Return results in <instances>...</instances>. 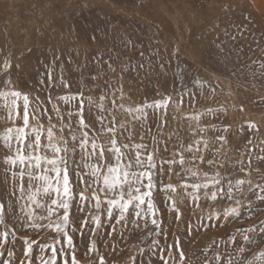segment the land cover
I'll return each instance as SVG.
<instances>
[{
    "label": "snow or ice",
    "instance_id": "6c2138e0",
    "mask_svg": "<svg viewBox=\"0 0 264 264\" xmlns=\"http://www.w3.org/2000/svg\"><path fill=\"white\" fill-rule=\"evenodd\" d=\"M251 22V17L246 15L244 21L228 23L221 30L225 39L215 45L219 53H224L229 41L235 44L243 38ZM215 27L219 28V25ZM69 35L76 38V44L67 54V63L71 65L82 52L85 54L84 62L76 64L81 79L75 82V91L74 82L64 75V63L60 64L58 76L54 75L56 62L61 59L55 50L51 63L43 64L45 71L25 91L27 82L18 78L14 85L10 72L15 69L19 74L24 69L21 64L13 63L10 52L4 55V50L0 49V55H3L0 80L7 88L0 90V101L3 102L0 120L5 124L0 132V256H4L3 249L10 239L16 240L18 230L24 229L32 235L22 237L24 259L19 264H32L34 249L41 253L40 264H81L74 240V235L79 233L81 238L89 237L83 253L89 257L87 264H109L107 254L100 252L99 242L108 236L111 239L107 247L114 248L120 242L126 244L127 239L139 230L144 235L132 246L135 254L130 257L131 264H137V255L142 258L139 264H152L155 256L160 264H190L182 247L181 225L191 234L210 227H225L227 222H240L245 217L264 213V207H257L252 200L246 204L242 202L243 187L249 185V192L259 189L255 199L264 205V187L253 185L251 180L244 178L233 180L232 174L227 172V162L218 159L220 148L215 145L219 143L223 147L228 138L217 133L230 132V124L222 129L214 124L209 128L190 126L189 131L196 138L188 142L178 138L172 144L173 136L178 133L165 134L169 107L179 110L186 101L189 104L195 101L183 87L186 69L178 74L182 85L179 91L173 89V93L165 94L157 89L158 98L126 104L123 101L131 99L134 89L125 92L124 75L133 72L139 76L141 71L151 74L155 70L152 60L133 62L130 57H125L127 62L117 66L121 53L139 45L125 37L121 47L108 46L104 43L106 33L102 28L88 26L81 29L78 24H72ZM232 51L242 49L231 48L225 58ZM31 52V48L26 49V53ZM88 53H91L90 59ZM179 53L177 47L171 56L178 57ZM155 54L159 55L158 52ZM24 55L22 52L21 57ZM139 56L144 59V52H139ZM90 66L100 70L85 76L83 70ZM159 68L165 69V64L161 62ZM85 80L90 82L84 83ZM195 82L202 84L199 78ZM37 85L44 93L43 98L37 94ZM56 89L65 90L64 94L52 95ZM211 90L214 92L215 88ZM243 110L241 105L240 111ZM121 112L131 119L118 120ZM226 112L223 106L208 108L205 112L190 114L186 119L199 122L201 117L208 115L219 119ZM150 114L152 119L148 123ZM134 122L140 123V142L132 139L137 135ZM247 128L249 132L259 131L254 122H247ZM209 131L214 134L212 140L205 138ZM243 131L241 128V133ZM149 134L151 147L145 141ZM122 136L129 142H122ZM251 144L249 138L247 145ZM256 159L264 161V156ZM236 163L243 165L244 161ZM203 167H215L216 171L212 176L205 171L201 179ZM220 169L226 174L222 175ZM244 170V167L240 168V171ZM165 177L168 181L175 177L177 182H165ZM225 201L231 203L224 207ZM189 202L193 214L201 220L199 226L184 219L182 208ZM205 205L212 211L205 212ZM218 206L223 209L221 212L214 210ZM165 214L169 219L167 227ZM259 224V231L255 224L237 228L222 242L235 245L237 251L244 254L247 249L241 240L248 245L264 242V220ZM125 231L128 236H124ZM49 232L54 235L46 240ZM117 237L122 240L118 241ZM14 255L9 250V258L2 264H13L11 257ZM222 256L225 257L224 264H234L230 253L219 251L203 264H210V260L221 264ZM255 259L264 264V252ZM253 260L236 261L235 264H253Z\"/></svg>",
    "mask_w": 264,
    "mask_h": 264
},
{
    "label": "rangeland",
    "instance_id": "374dc122",
    "mask_svg": "<svg viewBox=\"0 0 264 264\" xmlns=\"http://www.w3.org/2000/svg\"><path fill=\"white\" fill-rule=\"evenodd\" d=\"M226 5L227 9H225ZM258 9L253 0H0V49L4 50V55L10 52L13 63L21 64L24 69V72L19 74L15 69H11L10 72L14 85L18 78L27 82L28 87L23 89L25 91L35 84L39 74L45 71L43 64L51 63L55 50L61 59L56 62L54 75L58 76L61 71L60 64L64 63V75L74 82L73 91H75V82L81 79V72L76 64L84 62L85 54L82 52L73 64L67 63V54L76 44V38L69 35L70 25L78 24L81 29L88 26L102 28L106 33L104 43L117 48L121 47L123 38H131L139 47L121 53L120 59L116 62L117 66L127 62L125 57H130L133 62H146L151 59L155 70L151 74L141 71L139 76L133 72L126 73L124 90L127 92L131 88L134 92L130 100L123 102L131 104L141 103L144 100L151 101L158 98L157 89L165 94L173 93V89L179 91L182 85L178 74L186 69L183 87L192 94L195 101L191 104L186 101L179 110L174 106L169 107L165 134L178 133V136L174 135L171 141L175 144L178 138L185 142L196 138L189 131L190 126L209 128L214 124L222 129L230 124V132L217 133L228 138V143L223 147L219 143L215 145L220 148L219 161L227 162V172L232 174L233 180L244 178L251 180L253 185L259 184L264 187V161L256 159L264 156V151H261L264 149V67H261V64H264V10ZM246 15L251 17L252 21L248 25L249 31L235 44L229 41L224 53H219L215 45L225 39L221 30L231 21H244ZM217 24L219 28L215 27ZM101 47L104 45L102 44ZM177 47L180 49L179 56L172 57L171 53ZM233 47L242 51H232L225 58V53H229ZM27 48H31L32 52L26 53ZM141 51L145 54L144 59L139 56ZM22 52H25L23 57H21ZM156 52L159 53L158 56ZM213 53L217 55L214 56ZM73 56H75L74 52ZM88 57L91 58V53H88ZM161 62L165 64L166 70L159 68ZM2 63L3 55H0V64ZM99 70L90 66L83 71L86 76L89 72L95 73ZM197 78L202 84L195 82ZM204 81L208 83H203ZM89 82L84 81V83ZM213 87L214 92L211 90ZM0 90H7L2 80H0ZM64 91L56 89L51 94L63 95ZM37 94L43 98L44 93L39 91L38 85ZM91 95L96 96L98 93ZM2 103L0 101V104ZM241 105L243 111H240ZM220 106H223L227 112L219 119L212 115L201 117L199 122L186 119L190 114L194 115L197 112H205L208 108ZM2 114L0 112V115ZM160 118L162 117H157ZM126 119L131 118L123 112L118 115V120ZM151 119L150 114L148 123H151ZM247 122H254L259 131L249 132ZM4 127V122L0 120V132ZM151 127L155 131V125L152 124ZM241 128L244 129L243 133ZM134 130L137 135L132 139L134 142H140L139 122H134ZM213 136V132L209 131L205 138L212 140ZM249 138L252 139L251 145H247ZM120 140L124 143L129 142L123 136ZM145 141L151 147L150 134L145 136ZM239 160H243L244 164H237L236 161ZM241 167L245 169L243 172L240 171ZM205 171L212 176L216 169L203 167L200 170L201 179ZM220 171L222 175L226 174L224 169ZM165 182L176 183L177 179L173 177L168 181L165 177ZM249 187V185L243 187L242 202L246 204L248 200H252L257 207H264L255 199L259 189L249 192ZM237 197L240 198L239 193ZM229 203L231 202L225 201L224 207ZM204 210L212 211L207 205ZM214 210L221 212L223 209L218 206ZM182 212L184 219L190 220L192 225L201 224V220L193 214L191 202L187 207L182 208ZM164 219L167 227L169 223L167 214ZM260 220H264V213L251 218L245 217L240 222H227L225 227H210L191 234L185 231L184 225H181L180 234L184 241L182 247L190 264H203L205 259L213 257L218 251L230 253L234 257V264L236 261L253 260L259 253L264 252V242L248 245L241 240L247 250L244 254H240L235 245L228 246L222 241L230 234H234L237 228H246L255 224L259 231ZM174 229L175 225H173ZM26 235L30 236L32 233L24 229L18 230L17 239L14 241L10 239L3 249L5 254L0 256V264L4 259L9 258L7 256L9 250L15 254L11 257L13 264H19V261L24 259L22 237ZM53 235L49 232L46 240ZM143 235L144 232L137 230L127 239L126 244L120 242L114 248L107 247L111 238L105 236L99 242L100 252L107 254L109 264L112 261L116 264H131L130 257L135 254L132 246ZM252 235L259 241L260 238L255 233ZM124 236H128L127 231ZM88 239V236L81 238L79 233L74 235L77 258L81 260V264H87L89 259L88 256L83 255ZM171 239L170 236L169 242ZM117 240L120 241L122 238L117 237ZM161 243L163 244V239ZM40 255L39 249H34L32 264H40ZM47 255L46 252L45 258ZM141 259L137 255V264ZM224 260L225 257L222 256L221 264H224ZM152 264H160L158 256L152 258ZM210 264L216 262L210 260ZM253 264H262V262L255 259Z\"/></svg>",
    "mask_w": 264,
    "mask_h": 264
},
{
    "label": "bare ground",
    "instance_id": "6f19581e",
    "mask_svg": "<svg viewBox=\"0 0 264 264\" xmlns=\"http://www.w3.org/2000/svg\"><path fill=\"white\" fill-rule=\"evenodd\" d=\"M254 3L256 4V6L259 8V9H263L264 10V0H253ZM258 9V10H259Z\"/></svg>",
    "mask_w": 264,
    "mask_h": 264
}]
</instances>
